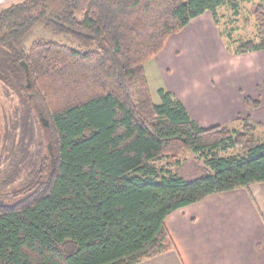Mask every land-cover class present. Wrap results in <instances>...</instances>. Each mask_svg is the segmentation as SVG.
<instances>
[{"label":"trees","instance_id":"1","mask_svg":"<svg viewBox=\"0 0 264 264\" xmlns=\"http://www.w3.org/2000/svg\"><path fill=\"white\" fill-rule=\"evenodd\" d=\"M240 0H20L0 6V82L18 104L0 146V264H136L176 245L167 215L204 197L264 182V140L204 127L144 70L193 17ZM252 4L264 48V0ZM81 11V16H78ZM235 12V13H236ZM38 22L76 45L35 39ZM222 35L223 33L220 32ZM234 43L235 45H232ZM248 109L259 100L244 98ZM44 117L48 124L41 120ZM242 146L243 154L221 155ZM192 152L206 172L184 177L163 159Z\"/></svg>","mask_w":264,"mask_h":264},{"label":"crops","instance_id":"2","mask_svg":"<svg viewBox=\"0 0 264 264\" xmlns=\"http://www.w3.org/2000/svg\"><path fill=\"white\" fill-rule=\"evenodd\" d=\"M17 1L20 0H0V6ZM205 20L208 31L214 36L217 31V37L222 38L214 16L207 10L190 19L179 32L169 35L163 48L145 62V75L154 101L158 100L154 91L163 87L175 94L190 116L204 127L228 124L235 117L246 115L263 124L264 48L234 54L220 46L205 65L208 80L193 76L177 82L174 78L168 61L179 66L174 53L179 55L180 39L189 33L190 26V31H197V38L207 36L201 30ZM211 69L215 73L213 80ZM166 70L172 75L165 77ZM228 81L231 84L226 85ZM245 96L257 98L258 106L246 109ZM165 224L175 249L136 264H264V182L212 193L170 212Z\"/></svg>","mask_w":264,"mask_h":264},{"label":"rangeland","instance_id":"3","mask_svg":"<svg viewBox=\"0 0 264 264\" xmlns=\"http://www.w3.org/2000/svg\"><path fill=\"white\" fill-rule=\"evenodd\" d=\"M236 10L237 12L229 4L221 6L218 9V28L220 32L223 33V35L220 33L223 39L220 38V36L217 37V31H215V36L211 34L212 32L208 31L206 20L203 21L205 22V27L201 30L205 31L207 36H200L199 38H197V31H190L191 26L189 27V33L186 32L183 34L179 42V55L176 56L173 52L174 56L179 62V66L175 65L172 60L168 61L169 66L173 67V74H175L174 78L177 82L187 81L193 76H197L201 80L204 78L208 80L209 75L205 74L204 72L205 65L207 64V62L213 59L217 51L220 50V46H224L228 52L233 53L229 50L231 46L230 42L232 41V39H235L236 41L243 38L257 39V30L251 2H248L247 0L238 1ZM77 14L78 16H81V11H78ZM213 26H215L213 29L217 28L216 24H214ZM199 31L200 29H198V32ZM37 38L54 40L77 48V45L68 36L54 32L51 28H49L42 22H38L26 33L21 42V47L24 50H27L31 43ZM226 43H229L230 46H227ZM232 45L235 44L232 43ZM213 71L214 70H212V72ZM170 75H172L170 70H166L165 77H169ZM214 75L215 73L213 72L211 75L212 80ZM229 84H231L229 81L226 82V85ZM154 97H156L157 99V94L155 91ZM244 98V107L248 109L245 105ZM17 104L18 98L14 94H5L3 85L0 82V146L6 117L11 115V113L14 111V106ZM239 117L242 116L235 117L227 125L232 129L244 130ZM251 121L253 120L251 119ZM263 124L255 122V129L252 130V133L254 134L258 142L264 140ZM243 149L244 147L242 146L232 147L225 150L224 152H221V155L243 154ZM175 158H165L157 162V164L169 165L173 169V171H176L180 175L187 178L199 176L206 172V168L202 159L198 158L190 151L186 152L183 155H180L178 158L179 162H177Z\"/></svg>","mask_w":264,"mask_h":264},{"label":"water","instance_id":"4","mask_svg":"<svg viewBox=\"0 0 264 264\" xmlns=\"http://www.w3.org/2000/svg\"><path fill=\"white\" fill-rule=\"evenodd\" d=\"M41 120L43 121V123H44L45 125L48 124V121H47L44 117H41Z\"/></svg>","mask_w":264,"mask_h":264}]
</instances>
